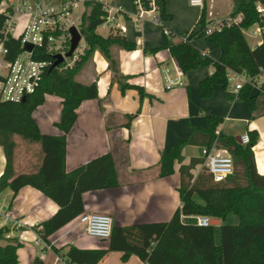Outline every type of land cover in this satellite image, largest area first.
I'll use <instances>...</instances> for the list:
<instances>
[{
	"label": "trees",
	"instance_id": "1",
	"mask_svg": "<svg viewBox=\"0 0 264 264\" xmlns=\"http://www.w3.org/2000/svg\"><path fill=\"white\" fill-rule=\"evenodd\" d=\"M143 1L149 5L147 0ZM233 1L230 17L241 16V22L206 35L209 19L205 0L197 32L175 41L171 34L163 31L162 46L148 51L156 54L168 50L183 73L201 66L216 68L212 76L199 84L204 98L213 95L215 85L227 88L231 70L251 78L260 76L264 70V32L262 44L254 48L250 47L244 34V31L254 26L263 27L264 15L259 14L256 0ZM2 2L0 0V5ZM157 3L163 26L164 22L172 21L173 16L167 11V0H157ZM86 5L88 10L83 15L81 33L87 50L81 62L72 68L60 70V66H54L56 61L46 71L37 91L26 96L24 101H0V146H3L7 157L5 171L0 178V195L5 189H10L15 199L21 188L30 186L56 202L58 212L35 229L46 245L51 244L49 238L52 234L84 214L85 192L113 189L120 185L116 159L111 153L93 159L72 172L66 171V136L77 123L82 103L96 100L99 95L97 82L83 83L78 80L81 70L93 61L98 51L108 62L112 84L118 83L123 93L136 88L141 99L147 96L144 88L129 84V77L120 71L118 52H131L137 48V44L129 41L119 30L112 29L107 37L100 35L97 30L105 24L107 16L104 5L98 0H88ZM6 19L7 15L0 13V39H5L3 29ZM197 38H206L210 44L220 47L224 52L223 63L213 62L205 56L193 43ZM5 41L10 57L14 58L21 51V40L8 36ZM37 56L41 60L49 58L45 54ZM48 95L62 100V115L57 124L62 131L60 136L43 134L33 117ZM237 98L247 103L252 117L264 114V83L258 89L246 85L239 91ZM135 116L128 117L130 123ZM206 119V128L192 129L187 138L162 154L158 165L159 177L167 178L175 174V163L183 162L182 152L186 145L202 146L207 151L215 145L226 150L234 161L233 176L215 183L213 176L206 171L194 180L191 166L200 163L194 161L190 166L181 167L179 193L182 205L167 223L113 228L108 249L82 250L70 246L63 255H60V250L53 248L55 253L68 264H99L106 254L114 251L123 252L125 259L137 255L147 264H264V175L258 172L253 151L259 134L255 130L250 131V142L243 145L236 137L218 131L224 122L223 118L207 116ZM16 137L30 144H40L43 159L36 171L16 174ZM195 197L202 199L203 203L196 202ZM229 214H236L239 223L225 224ZM185 216L221 219L220 243L216 240L215 226L200 227L198 224L184 223ZM10 231L8 226L0 224V264H19L17 251L21 243L7 237ZM33 264L45 262L38 257Z\"/></svg>",
	"mask_w": 264,
	"mask_h": 264
},
{
	"label": "crops",
	"instance_id": "2",
	"mask_svg": "<svg viewBox=\"0 0 264 264\" xmlns=\"http://www.w3.org/2000/svg\"><path fill=\"white\" fill-rule=\"evenodd\" d=\"M109 1L122 8L123 12L116 15L113 26H101L108 30L104 37L112 29L121 31L124 28L125 31L121 33L137 44V48L131 52H118L120 71L129 77V84L144 88L147 96L141 99L136 88L123 93L118 88V83L112 84L108 62L98 51L94 54L93 61L81 70V82H97L99 95L96 100L82 103L78 110L77 123L66 136V171L72 172L93 159L111 153L115 156L120 179L117 188L85 192L84 214L109 215L114 221V228L170 221L182 205L179 193L181 167L190 166L194 161L200 162L191 166L194 180L200 173L207 171L203 152L205 148L186 145L182 152L183 162H176L175 174L167 178L159 177L158 165L161 156L187 138L192 129L206 128L207 116L223 118L224 122L218 131L236 139L242 140V137L250 135L249 132L254 130L259 134L253 151L258 172L264 175V117H252L253 113L247 103L240 101L238 94L229 92L222 85H215L213 95L204 98L199 84L214 74L216 68L213 66H201L197 70L183 73L168 50L164 49L156 54L148 52L162 46L165 30L175 41L197 32L202 9L192 7L189 0H167V11L173 19L164 22L162 26L153 19L154 14H147L145 21L138 23L135 20L136 9L131 0ZM206 2L208 14H211L209 19L212 22L219 19L215 16V2ZM232 9L228 13V19ZM23 22L21 19L20 23ZM193 43L207 53L213 62L223 63L224 52L220 47L210 44L206 38H197ZM167 70L174 79H182L180 86L167 88ZM62 110V100L48 95L45 103L33 113L43 134L62 135L57 127ZM132 115L136 116L130 123L128 117ZM14 140L17 143L14 154L16 174L36 171L43 159L42 152L32 146L34 143L24 140L26 144L21 143L17 137ZM197 148L201 149L203 156H197ZM214 152L228 154L226 150L218 147ZM6 163L4 148L0 146V178ZM13 196L14 192L10 189H5L0 195V209L5 212L0 224L10 228L8 238L21 243L17 251L19 264H33L38 257L45 264H68L53 248L60 250V255L65 254L70 246L82 250L109 248L110 240H101L86 232L85 226L80 222L82 215L52 234L49 238L51 244L46 245L40 241L35 229L55 215L59 206L40 190L30 186L21 188L15 199ZM195 200L203 203L198 197ZM219 220L216 229L223 223ZM235 220L236 217L232 222ZM183 221L197 224V217L185 216ZM216 240L219 244L221 235L220 238L216 236ZM106 255L99 264H147L137 255L125 259L121 251Z\"/></svg>",
	"mask_w": 264,
	"mask_h": 264
},
{
	"label": "built area",
	"instance_id": "3",
	"mask_svg": "<svg viewBox=\"0 0 264 264\" xmlns=\"http://www.w3.org/2000/svg\"><path fill=\"white\" fill-rule=\"evenodd\" d=\"M88 0H3L0 5V13L6 14L7 19L4 22L3 33L5 39H0V101L3 102H21L26 96L32 95L37 91L46 71L58 60L59 57L64 61L59 65L60 70L74 67L81 62L87 50V44L82 41L77 49L67 56L71 49L72 34L71 29L76 28L81 33L82 15L84 13L86 2ZM104 5L107 13L104 26H113L117 14L123 12V9L112 5L109 0H98ZM257 1V10L261 16L264 15V2ZM135 20L138 23L145 21L147 14H154L153 19L162 25L159 18V5L157 0H134ZM192 7L203 9L205 0H189ZM211 14H208V19ZM20 19H24L20 23ZM242 21L241 16L228 20L209 19V24L205 34L211 35L214 31H221L224 27H230L233 23ZM125 29L121 28V32ZM165 34H169L167 30ZM264 26H256L253 34L263 39ZM82 35V33H81ZM21 40V51L14 58L10 57V50L6 46V37ZM86 42V41H85ZM32 44L34 49L31 52L25 50L26 45ZM262 44V40L258 42ZM39 54L49 56L47 60L37 58ZM204 55L208 57L207 53ZM227 90L229 92L239 93L246 85H253L260 88L264 83V70L260 76L251 78L244 74L230 71L227 79ZM182 84L181 78L174 79L170 71L165 72V85L168 89H173ZM242 144L247 145L250 142V135L242 137ZM216 146L210 151L205 149V165L207 171L213 176L214 182H223L234 175V161L231 155L215 154ZM5 217V212L0 209V219ZM213 219L201 216L197 217V224L200 227L212 226ZM80 222L85 226L86 232L95 238L110 240L114 221L106 214L85 213L80 217ZM40 241L42 242L43 240ZM44 243V242H43Z\"/></svg>",
	"mask_w": 264,
	"mask_h": 264
},
{
	"label": "rangeland",
	"instance_id": "4",
	"mask_svg": "<svg viewBox=\"0 0 264 264\" xmlns=\"http://www.w3.org/2000/svg\"><path fill=\"white\" fill-rule=\"evenodd\" d=\"M117 1V0H116ZM215 3V16L219 19H228L227 16H228V13L230 12V10L232 9L233 5H234V1L233 0H213ZM117 3V2H115ZM117 5V4H116ZM84 10V13L88 10V7L86 5L85 9ZM197 11V9H196ZM195 11V12H196ZM83 13V15H84ZM83 15H82V20H83ZM230 19V18H229ZM21 20V19H20ZM24 20V19H23ZM196 25V24H195ZM82 26V25H81ZM81 29V27H80ZM199 29V26L197 27V30ZM256 30V26L248 29L247 31H244V34L246 36V39L248 40V43L250 45L251 48H254L257 46V42L262 40V38L256 36L253 34V31ZM97 32L102 35V36H105L107 35L108 33V30L103 28V27H99ZM176 39V38H175ZM82 44H84V41L82 42ZM217 46V45H216ZM219 48V47H218ZM78 80L81 82L83 79L82 77H79ZM118 88L120 89V91L122 92L121 88L118 86ZM139 92V90H138ZM140 95V93H139ZM257 117H264V114H261ZM17 140H19V142H23L26 144V142H24L22 139H20L19 137H17ZM34 148H37L39 149V151H41V148H40V144H37V143H34L32 145ZM196 149V148H195ZM198 149V148H197ZM198 152L199 154L197 155L198 157H201L203 156V153L201 152V149H198ZM187 155V154H186ZM206 172V171H204ZM236 217V220L234 222H232L233 218ZM226 221H225V224L227 225H235V224H238L239 223V218H237L236 214H229L227 217H226ZM235 223V224H234ZM219 230L220 228L218 227L215 231V235L217 236V238H220V235H219Z\"/></svg>",
	"mask_w": 264,
	"mask_h": 264
},
{
	"label": "water",
	"instance_id": "5",
	"mask_svg": "<svg viewBox=\"0 0 264 264\" xmlns=\"http://www.w3.org/2000/svg\"><path fill=\"white\" fill-rule=\"evenodd\" d=\"M71 34H72V45L70 51L67 53V56H72L71 54L77 49V47L80 45V42L82 41V35L79 33V31L76 28L71 29ZM34 49V46L32 44L26 45L25 50L28 52H31ZM64 61V58L59 57L57 62L55 63V67L59 66L62 62ZM25 98L22 100L24 101ZM239 143L242 144V141L240 138L237 139ZM220 223V220L213 219L212 221V226H218Z\"/></svg>",
	"mask_w": 264,
	"mask_h": 264
}]
</instances>
